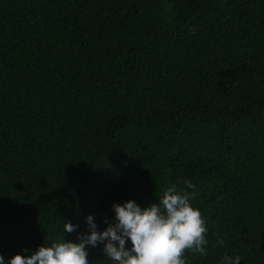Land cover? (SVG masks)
Returning a JSON list of instances; mask_svg holds the SVG:
<instances>
[{
	"label": "trees",
	"instance_id": "1",
	"mask_svg": "<svg viewBox=\"0 0 264 264\" xmlns=\"http://www.w3.org/2000/svg\"><path fill=\"white\" fill-rule=\"evenodd\" d=\"M185 179L208 227L186 264H264V0H0L5 261Z\"/></svg>",
	"mask_w": 264,
	"mask_h": 264
},
{
	"label": "clouds",
	"instance_id": "2",
	"mask_svg": "<svg viewBox=\"0 0 264 264\" xmlns=\"http://www.w3.org/2000/svg\"><path fill=\"white\" fill-rule=\"evenodd\" d=\"M185 187L169 184L159 200L141 206L134 199L113 202V217L98 229L92 214L85 216L87 231L75 241L59 239L40 244L29 254H12L0 264H90V247L102 244L111 264H186V250L206 255L208 227L201 211L191 203L196 184L185 179ZM63 231L76 224L65 221ZM222 244L223 239L217 237ZM127 245V246H126ZM27 251V250H25ZM240 255L224 254L220 264H237Z\"/></svg>",
	"mask_w": 264,
	"mask_h": 264
}]
</instances>
